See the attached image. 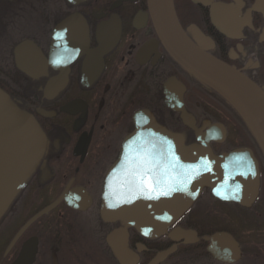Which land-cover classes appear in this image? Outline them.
<instances>
[{"label":"flooded vegetation","instance_id":"obj_1","mask_svg":"<svg viewBox=\"0 0 264 264\" xmlns=\"http://www.w3.org/2000/svg\"><path fill=\"white\" fill-rule=\"evenodd\" d=\"M189 1L174 0L186 35L264 92V0ZM214 4L222 15L228 14L215 24ZM21 43H28L29 50L20 57L35 58L32 76L16 65L15 49ZM100 45L106 51L98 57L94 50ZM0 89L35 120L43 150L0 215V264H13L31 239L35 251L30 264H83L82 259L59 256L82 245L100 252L103 262L98 264H264V226L237 232L220 215L264 222V212L257 211L264 203L261 166L257 194L247 206L216 198L212 178L201 177L194 183L195 189L200 186L198 193L178 217L168 223L161 213L189 202L180 190L157 198L158 191L168 189L169 143L177 152L198 144L195 131L208 122L219 124L225 133L222 142L209 141L212 153L234 149L226 148L230 131L225 123L200 110L198 101L192 104L194 91L218 99L226 112L233 110L170 59L145 0H0ZM169 102L182 103L191 116L189 124ZM238 147L254 153L249 146ZM111 166L120 167L105 184ZM126 166H150L147 177L152 179L134 203L104 220L102 202L122 201L116 193L139 184L134 177L138 172ZM248 182L244 181L245 193ZM61 196L20 233L31 217ZM28 197L31 204L35 198V209L8 229ZM244 198L239 200L246 201L245 194ZM37 222L41 227L30 231Z\"/></svg>","mask_w":264,"mask_h":264},{"label":"water","instance_id":"obj_2","mask_svg":"<svg viewBox=\"0 0 264 264\" xmlns=\"http://www.w3.org/2000/svg\"><path fill=\"white\" fill-rule=\"evenodd\" d=\"M146 3L155 31L170 58L190 75L214 90L230 105L248 128L264 158V92L262 89L247 76L213 57L190 40L176 19L172 0H146ZM211 18L214 19V13ZM26 48V43H21L16 47L15 61L19 69L32 76L26 70L30 65L27 64L25 69L20 57V53ZM105 51L101 45L94 50L98 57H101ZM26 61L28 62V59ZM181 117L184 120L188 117L182 107ZM220 133L223 135L222 131ZM206 136L204 140L203 137L197 138L200 141L199 145L183 149L184 153L187 149L193 152L192 157L185 156L183 159L189 164L182 170L184 185L187 187L195 177L201 174L202 178H212L217 184L215 188L219 195L222 177L225 179L246 178L249 179L245 193L247 198L246 201L240 203L249 205L258 191L257 160L247 148L235 149L228 154L214 156L208 149L206 142L209 138L208 135ZM221 140L222 137L219 141ZM42 151V135L35 120L0 89V215L6 209V204L18 192L24 180L35 169ZM221 164H236V166H220ZM229 188L236 191L237 185L232 184L228 186ZM228 194H230L229 190ZM222 195H224L223 192ZM46 210L30 219L21 231ZM122 210L123 207L112 211V214L116 217L122 213ZM179 235L183 236V233ZM34 251L35 248L30 254L28 264L31 263ZM165 255L166 253L157 257L152 263L163 259Z\"/></svg>","mask_w":264,"mask_h":264},{"label":"rangeland","instance_id":"obj_3","mask_svg":"<svg viewBox=\"0 0 264 264\" xmlns=\"http://www.w3.org/2000/svg\"><path fill=\"white\" fill-rule=\"evenodd\" d=\"M179 1H180L179 4L181 2H184V4L190 3L189 0H179ZM188 12L189 14L193 13L192 6L190 5L188 6ZM190 92H192L191 88H190ZM206 96L207 95L204 92L195 90L191 98L192 104L194 103V101H198L197 102L199 105L198 108L200 110L209 112L213 117H216L217 119H220L223 123H225L226 127L230 131V134L228 136V143L226 144V148H235L238 146L251 147L254 150V153L259 160L260 166L262 167L264 171V162L261 159L260 154L253 140L251 139L249 133L247 132L245 126L240 121V119L237 117V115L230 111L226 112L225 111L226 108L222 105V103L218 99L216 101L209 100L206 98ZM263 193H264V189H263ZM34 200L35 198L32 200V204H31V197H28L23 202L19 210L21 212H18L17 217L14 218L15 219L14 223L10 225L8 229H11L12 227L19 225L20 223L19 219L22 218L24 214H26L27 216L35 209L37 204L34 203ZM29 204H30V207H28ZM257 211L264 212V203L260 202V207L258 208ZM220 215H222L223 218L229 220V222H232L233 223L232 228H234L237 232L249 230L253 226L254 227L258 226L259 228L257 230H259L261 226H264V222L263 221L261 222L260 218H257L255 223L252 221L250 222L247 221L246 223L240 217L234 216L230 213L223 214L220 212ZM41 225H42L41 223L37 222L36 225H33L31 227L30 231L36 230V228L41 227ZM79 247H81L82 249L77 248L73 252L63 251L61 252V255L59 256L61 258H65L67 260H73V261H75L76 259H79V260L82 259L83 264H95V263L98 264V263L103 262L101 260L102 255L100 254L99 251L94 250L93 248H90L86 245H82Z\"/></svg>","mask_w":264,"mask_h":264},{"label":"snow or ice","instance_id":"obj_4","mask_svg":"<svg viewBox=\"0 0 264 264\" xmlns=\"http://www.w3.org/2000/svg\"><path fill=\"white\" fill-rule=\"evenodd\" d=\"M59 35V34H58ZM127 148V146H125ZM174 159H178V158H175ZM149 180H151L152 178L149 176L148 177ZM191 178H189L190 180ZM144 186H145V177L143 174L140 175L139 177V184L137 185V188H136V191L140 192L141 194H144ZM178 189L176 187H169L168 189L166 190H160L157 192V198L159 196H169L172 194V192L174 191H177ZM238 190V188H237ZM136 198V195L135 194H132L131 195V199H129L128 201L126 202H131V200H134ZM151 198V197H149ZM238 198V197H237ZM117 205L116 204H109V207H116ZM168 217H164V219H167Z\"/></svg>","mask_w":264,"mask_h":264},{"label":"bare ground","instance_id":"obj_5","mask_svg":"<svg viewBox=\"0 0 264 264\" xmlns=\"http://www.w3.org/2000/svg\"><path fill=\"white\" fill-rule=\"evenodd\" d=\"M146 1V0H145ZM182 29V28H181ZM183 30V29H182ZM183 32H184V30H183ZM184 34L186 35V33L184 32ZM187 36V35H186ZM188 37V36H187ZM189 38V37H188ZM160 40V39H159ZM205 87H207L206 85H205ZM208 89H210L209 87H207ZM180 104H182L181 102H178V105L180 106ZM175 111V110H174ZM202 130H203V128H202ZM225 134V133H224ZM225 138V137H224ZM259 163V162H258ZM228 186H230L229 184H226V185H224L223 187H224V189L225 190H230V188L228 189Z\"/></svg>","mask_w":264,"mask_h":264},{"label":"trees","instance_id":"obj_6","mask_svg":"<svg viewBox=\"0 0 264 264\" xmlns=\"http://www.w3.org/2000/svg\"><path fill=\"white\" fill-rule=\"evenodd\" d=\"M254 142V141H253ZM258 150V149H257ZM258 152H259V154H260V157H261V159L263 160V162H264V158H263V156H262V153L260 152V150H258Z\"/></svg>","mask_w":264,"mask_h":264}]
</instances>
